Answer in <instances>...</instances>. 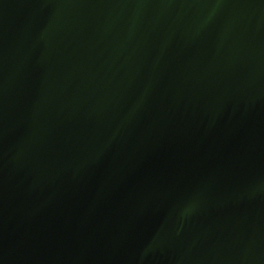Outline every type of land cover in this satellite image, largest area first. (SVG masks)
Masks as SVG:
<instances>
[{
    "label": "water",
    "instance_id": "1",
    "mask_svg": "<svg viewBox=\"0 0 264 264\" xmlns=\"http://www.w3.org/2000/svg\"><path fill=\"white\" fill-rule=\"evenodd\" d=\"M0 264H264V0H0Z\"/></svg>",
    "mask_w": 264,
    "mask_h": 264
}]
</instances>
